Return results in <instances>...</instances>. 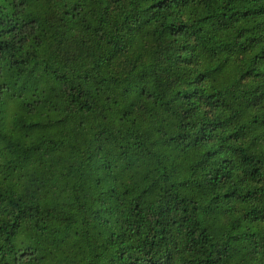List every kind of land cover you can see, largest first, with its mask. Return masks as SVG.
Returning <instances> with one entry per match:
<instances>
[{"label":"trees","instance_id":"obj_1","mask_svg":"<svg viewBox=\"0 0 264 264\" xmlns=\"http://www.w3.org/2000/svg\"><path fill=\"white\" fill-rule=\"evenodd\" d=\"M0 264H264V0H0Z\"/></svg>","mask_w":264,"mask_h":264}]
</instances>
